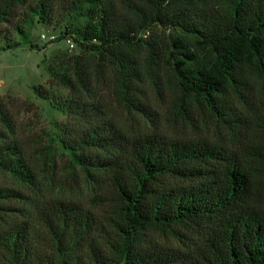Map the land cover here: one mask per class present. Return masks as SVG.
Listing matches in <instances>:
<instances>
[{
	"label": "trees",
	"instance_id": "trees-1",
	"mask_svg": "<svg viewBox=\"0 0 264 264\" xmlns=\"http://www.w3.org/2000/svg\"><path fill=\"white\" fill-rule=\"evenodd\" d=\"M45 1L30 5V12L39 15ZM142 1L152 6L151 16L132 6V20L119 17L113 0H75L78 7L89 5L96 20L84 36L87 50L106 54L121 67L112 96L119 106L143 111L129 88L131 53L148 44L141 32L150 27H183L179 6L213 3L217 9L197 28L208 60L180 48L184 59L166 61L179 92L173 107L187 114L192 102L218 117L229 116L235 97L245 101L242 75L249 71L264 79V0ZM26 3L0 0V24L12 23L16 7ZM63 68L49 67V74L71 89L70 98L56 99L75 123L65 128L63 144L79 153V163L95 173L92 178L101 174L95 181L103 192L90 206L66 198L38 204L0 233V264H264V147L256 157L249 151L226 158L206 141L155 134L129 139L89 98L95 90L87 65L76 61ZM257 121L264 132V105ZM7 137L0 130V167L15 171L22 168L21 148ZM15 195L0 187V201ZM185 224L204 235L183 242L184 248L145 240L149 231L180 238L176 228Z\"/></svg>",
	"mask_w": 264,
	"mask_h": 264
},
{
	"label": "rangeland",
	"instance_id": "rangeland-1",
	"mask_svg": "<svg viewBox=\"0 0 264 264\" xmlns=\"http://www.w3.org/2000/svg\"><path fill=\"white\" fill-rule=\"evenodd\" d=\"M38 2L27 0L26 5L16 7L12 23L0 24V130L6 132L7 141L20 145L18 159L22 166L15 171L0 167V187L16 194L0 201V233L44 201L66 198L90 206L97 192H103L95 181L100 182L101 174L96 172V179L92 178L95 173L89 174L79 163V153L63 144L65 128L75 123L56 102L57 98H70L71 89H65L49 74V67L55 64L63 65L64 70L76 66V61L87 65L88 78L95 90L89 98L105 110L107 119L129 139L155 134L206 141L226 158L236 154L247 156L249 151L256 157L258 149H263L264 132L257 128L256 122L264 105V79L257 74L246 71L242 75L245 101L235 97V108L229 116L218 117L192 102L187 104V114L173 107L179 92L166 61L172 57L184 59L179 55L180 48L188 49L202 61L208 60V48L197 41V28L205 26L206 16L216 8L213 3L179 6L186 15L180 20L183 27L157 24L144 34L141 32L148 44L131 53L132 75L128 80L134 97L144 107L143 111H137L119 106L112 97L120 65L112 63L114 59L106 54L87 50L84 36L96 21L89 5L78 7L75 0H47L45 6L40 4L38 15L29 10L30 5L35 7ZM113 3L122 19H136L131 13L132 6L142 9L148 17L152 13V6L142 0H113ZM15 42L18 44L15 48L4 50ZM175 43L177 48L173 46ZM99 154L106 155L103 151ZM260 193L264 198V187ZM176 231L180 238L149 231L145 240L184 248L183 242L189 245L204 235L203 230L187 224L178 226Z\"/></svg>",
	"mask_w": 264,
	"mask_h": 264
},
{
	"label": "built area",
	"instance_id": "built-area-1",
	"mask_svg": "<svg viewBox=\"0 0 264 264\" xmlns=\"http://www.w3.org/2000/svg\"><path fill=\"white\" fill-rule=\"evenodd\" d=\"M52 39H55L54 37ZM68 43H71V40H68ZM71 48H73L74 46H70Z\"/></svg>",
	"mask_w": 264,
	"mask_h": 264
}]
</instances>
